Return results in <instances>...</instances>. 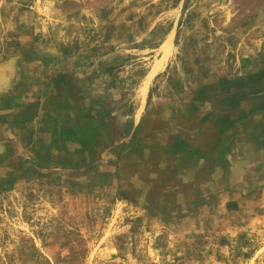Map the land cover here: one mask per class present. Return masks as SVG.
<instances>
[{
  "label": "rangeland",
  "instance_id": "rangeland-1",
  "mask_svg": "<svg viewBox=\"0 0 264 264\" xmlns=\"http://www.w3.org/2000/svg\"><path fill=\"white\" fill-rule=\"evenodd\" d=\"M10 51L43 80L100 86L110 112L138 121L208 73L264 72V0H0ZM31 132L0 137V154L27 161L17 173L0 157V264H264V196L177 211L124 189L118 153L110 189L94 174L79 189L41 169Z\"/></svg>",
  "mask_w": 264,
  "mask_h": 264
},
{
  "label": "crops",
  "instance_id": "crops-1",
  "mask_svg": "<svg viewBox=\"0 0 264 264\" xmlns=\"http://www.w3.org/2000/svg\"><path fill=\"white\" fill-rule=\"evenodd\" d=\"M7 54L0 58V137L24 143L35 130L34 157L45 172L79 189L94 174L110 189L118 153L127 168L124 189L172 199L177 211L264 196V72L246 79L208 73L181 100L146 102L136 121L110 112L105 104L113 102L99 98L100 86L43 80ZM12 155L0 157L17 160L11 169L19 173L27 161Z\"/></svg>",
  "mask_w": 264,
  "mask_h": 264
},
{
  "label": "bare ground",
  "instance_id": "bare-ground-1",
  "mask_svg": "<svg viewBox=\"0 0 264 264\" xmlns=\"http://www.w3.org/2000/svg\"><path fill=\"white\" fill-rule=\"evenodd\" d=\"M158 67H159V66H158ZM157 69H158V68H157ZM157 69H156V70H157ZM154 72H155V70H153V71L151 72V74H150V75H152Z\"/></svg>",
  "mask_w": 264,
  "mask_h": 264
}]
</instances>
